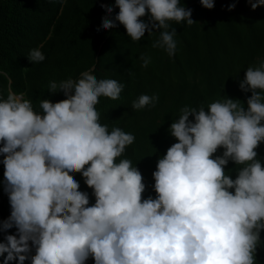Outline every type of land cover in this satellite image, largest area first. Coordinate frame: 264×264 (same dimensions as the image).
<instances>
[{"label":"clouds","instance_id":"obj_1","mask_svg":"<svg viewBox=\"0 0 264 264\" xmlns=\"http://www.w3.org/2000/svg\"><path fill=\"white\" fill-rule=\"evenodd\" d=\"M199 3L215 6V0ZM247 3L253 11L264 6V0ZM102 7L104 30L122 25L133 42L159 32L152 47L169 57L177 48L171 24L195 23L181 0H114ZM27 59L37 64L46 57L35 48ZM141 59L147 68L150 58ZM123 88L89 70L50 81L48 92L65 99L41 100L40 112L22 93L0 96V186L10 205L0 232L16 229L0 242L3 264H86L89 258L94 264H256L264 231V163L256 151L264 143V61L248 67L239 83L251 93L246 109L231 98L180 108L168 128L176 142L152 173L155 197L144 198L143 175L125 157L134 134L109 130L96 110L99 98L118 100ZM158 99L142 94L132 109L155 107ZM230 162L235 179L233 170L225 171Z\"/></svg>","mask_w":264,"mask_h":264},{"label":"trees","instance_id":"obj_2","mask_svg":"<svg viewBox=\"0 0 264 264\" xmlns=\"http://www.w3.org/2000/svg\"><path fill=\"white\" fill-rule=\"evenodd\" d=\"M233 2L215 0L214 8L207 10L199 0H181L182 6L192 10L195 23L171 24L176 29L177 48L175 56L169 57L163 49L152 47L159 32H146L141 41L133 42L122 25L111 30L101 27L107 15L102 5L113 6L114 0H0V96L6 99L9 90L22 93L40 112L41 100L55 103L65 99L62 93L48 92L50 81L78 79L89 70L98 80H117L124 85L119 99L101 97L96 105L100 123L107 124L109 130L119 127L134 134L135 142L126 149L125 157L143 175L144 198L155 197L152 173L157 160L176 142L168 128L181 107H207L226 98L239 100L247 107L251 93H243L239 83L248 67L264 61V6L253 11L247 0H238L229 11ZM118 11L115 8L112 16ZM142 19L148 22L147 16ZM35 48L46 57L42 63L31 64L27 59ZM141 57L150 58L147 68L142 67ZM142 94L158 96L155 107L133 110L132 102ZM256 151L264 163V143ZM234 169L231 162L225 169L233 170V179ZM3 171L0 163V182ZM71 175L79 182L80 190L89 194L90 205L94 204L92 190L81 174ZM9 215L8 198L0 186V221ZM15 232V228L0 232V242ZM260 238L256 264H264V231ZM86 264L94 261L89 258Z\"/></svg>","mask_w":264,"mask_h":264}]
</instances>
